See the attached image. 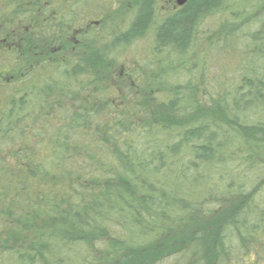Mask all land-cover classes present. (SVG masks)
Segmentation results:
<instances>
[{
    "label": "trees",
    "instance_id": "16d2710c",
    "mask_svg": "<svg viewBox=\"0 0 264 264\" xmlns=\"http://www.w3.org/2000/svg\"><path fill=\"white\" fill-rule=\"evenodd\" d=\"M162 1L0 0V264H264V0Z\"/></svg>",
    "mask_w": 264,
    "mask_h": 264
},
{
    "label": "rangeland",
    "instance_id": "374dc122",
    "mask_svg": "<svg viewBox=\"0 0 264 264\" xmlns=\"http://www.w3.org/2000/svg\"><path fill=\"white\" fill-rule=\"evenodd\" d=\"M171 0H165V1H162V3L160 4V7H162V5H165V6H167V4H169V2H170ZM141 44V42H138L135 46L136 47H138L139 45ZM139 49H143V46L142 45H140V48ZM128 51V49L127 48H125L124 50H123V52L121 53V61H125L126 60V57H127V54H125L126 52ZM249 175V174H248ZM242 180V179H241Z\"/></svg>",
    "mask_w": 264,
    "mask_h": 264
},
{
    "label": "water",
    "instance_id": "95a60500",
    "mask_svg": "<svg viewBox=\"0 0 264 264\" xmlns=\"http://www.w3.org/2000/svg\"><path fill=\"white\" fill-rule=\"evenodd\" d=\"M187 0H175V3L178 5V6H181L183 5Z\"/></svg>",
    "mask_w": 264,
    "mask_h": 264
}]
</instances>
